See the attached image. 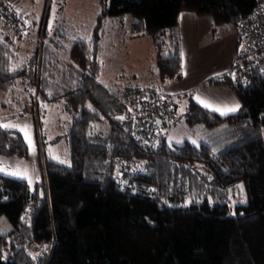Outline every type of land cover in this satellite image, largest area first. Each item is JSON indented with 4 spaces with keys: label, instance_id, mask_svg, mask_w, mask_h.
Returning a JSON list of instances; mask_svg holds the SVG:
<instances>
[{
    "label": "trees",
    "instance_id": "16d2710c",
    "mask_svg": "<svg viewBox=\"0 0 264 264\" xmlns=\"http://www.w3.org/2000/svg\"><path fill=\"white\" fill-rule=\"evenodd\" d=\"M262 3L100 0L90 38L74 40L61 56L55 42L46 41L44 18L42 43L15 71L12 42L0 37V87L30 85L43 137L44 104L65 99L72 116L65 134L71 164L46 156V176L33 186L0 173V215L13 226L0 232V264H264V46L247 53L238 28ZM188 10L207 15L215 30L226 23L238 33L231 68L211 81L233 87L240 109L221 116L192 98L183 114L191 125H227L231 139L223 150L207 142L170 144L163 130L159 147L143 146L132 135L124 99L166 92L172 123L177 110L172 95L144 85L135 72L128 80L121 73L110 86L101 79L105 25L126 15L130 36L152 38L158 77L180 79L179 18ZM26 24L15 28H30ZM233 69L248 81L235 79ZM28 150L23 132L0 127V153L26 157ZM32 246L44 251L32 254Z\"/></svg>",
    "mask_w": 264,
    "mask_h": 264
},
{
    "label": "rangeland",
    "instance_id": "374dc122",
    "mask_svg": "<svg viewBox=\"0 0 264 264\" xmlns=\"http://www.w3.org/2000/svg\"><path fill=\"white\" fill-rule=\"evenodd\" d=\"M8 1L15 4L21 21L25 24L28 21L24 18V11H29L33 14L26 17L31 22L36 18L34 25L37 28L40 27V22L44 20L45 16L48 20V32L45 35L46 41L48 43L54 41L64 51L73 44L74 40L91 37L96 25V14L101 8L100 0H17L16 2L19 4L14 2V0ZM187 14L193 16L185 19L183 16ZM130 18L131 15H126L124 21L121 18L119 19L118 24H113L109 19L108 24L105 25V49L102 54L104 71L101 75L104 83L110 84L121 73L126 74L124 79L128 80V75H133L134 72H137L138 75L144 72V83L146 80L147 82H155L159 79L154 67L156 58L153 51L152 38L148 34L130 36L128 33ZM180 19L183 26H185V28L182 27L185 32V43L182 51L184 57L182 66L185 75L184 78L176 80L180 81L179 83L172 84L173 82H170L168 84L173 92L176 90L173 85L179 88L188 86L189 89L195 90L197 89L195 87L196 83L203 80L204 75L207 73H214V71L223 68L229 70L231 61L238 50V33L232 25L224 23L219 28L216 27L217 30H215L212 28L214 25L211 27V18L190 10L181 12ZM0 27H7L14 31L22 30L21 36L27 37L29 35L25 29H14L1 15ZM40 35L38 34V37ZM38 41L40 42V40ZM12 42L14 43V41ZM14 44L17 45V42ZM19 46L18 60L23 61L21 64L24 65L28 62L25 58L34 52V43L19 39L17 47ZM15 49L18 50L17 48ZM196 93L202 100L214 105L217 104L221 108L231 107L235 103L233 97L237 96L233 87L228 83L220 82H205L201 88L194 91V94ZM180 97L174 95L173 100L179 104H182L181 102H189L190 96L184 94ZM44 106L42 122L46 155L62 163L71 164L69 143L65 135L68 123L72 119L68 105L63 99L55 102L52 107L47 104H44ZM182 108H178L175 111L176 120L170 124H164L162 128L164 136H166L170 144H182L186 140L191 142L195 140L197 144L200 142L211 144L215 151L223 150L228 146L231 137L227 125H225L226 127L215 129L202 124H188L184 120ZM240 196H242V192L239 195L235 193L232 200L236 201ZM12 228V223H10L8 217L5 214H1L0 232L7 234L11 232ZM42 251H44V248L38 246H32L30 249L32 254H40Z\"/></svg>",
    "mask_w": 264,
    "mask_h": 264
},
{
    "label": "crops",
    "instance_id": "0c3cea01",
    "mask_svg": "<svg viewBox=\"0 0 264 264\" xmlns=\"http://www.w3.org/2000/svg\"><path fill=\"white\" fill-rule=\"evenodd\" d=\"M17 0H14V2H16ZM18 3V2H16ZM19 4V3H18ZM21 9V8H20ZM22 11H24L23 9H21ZM25 12V16L24 18L26 19V21H28L30 28H25V30H27L28 34L27 37L25 36H21V31L22 30H12V29H8L6 28H1L0 27V37H9V39L12 41L17 42V45H15L12 42V45L15 48H17L18 50L15 49V55H14V64H13V70L15 71L17 68H21V66H23L21 64V62L23 61H19L18 60V51L20 49V46H18V40H25L28 42H33L34 43V51L37 49V45H38V34H40V27H41V22H40V27H36L34 25L36 18L33 19V21H29L30 19L28 17H26L27 15L31 16L33 15L32 13H30L29 11H24ZM193 15H185L183 16L185 19L186 18H191ZM45 18V16H44ZM180 19V18H179ZM45 20H47V18H45ZM47 24V29H48V20L45 21ZM211 22V27H212V21L210 19ZM183 28H185V26H183L182 24V20L180 19V24H179V31H180V41L182 42V51L184 49V34L185 32L183 31ZM236 29V28H234ZM14 36V37H13ZM132 36H140V35H132ZM71 48V46L67 47L66 50L64 51V49H60L58 47V51L60 53L61 56H66L67 51ZM31 55V54H30ZM29 55V56H30ZM28 58V57H27ZM27 58H25V60H27ZM184 60V57H183ZM28 61V60H27ZM16 68V69H15ZM226 72V70L220 69L217 71H214V73H207L206 75H204L205 77L203 78V80H200L196 83V88H201L203 86V84H205V82H210L213 83L211 80L214 79L215 77H218L219 75H221L222 73ZM144 72H142L140 75L137 74L136 79L140 80L143 82L144 79H142V76L144 78ZM120 75V74H119ZM182 75L180 78H184V72L182 70ZM118 77V76H117ZM114 78V80L110 83L107 84L108 86L112 85L113 82L117 81L118 79ZM159 78V77H158ZM178 80V79H177ZM184 81V80H183ZM170 82H173L172 84H176L179 83L180 81H176V80H168L163 82L160 78L157 79L155 82H146L143 84H151L154 86H159L160 88H162L163 90H166L168 92H170V94L172 95V97L174 98V95L178 96V97H182L184 94L186 96H190L189 99H194L196 100V97L199 96L197 93L194 94L195 90L189 89L188 86H182V87H178L176 85L175 86L176 90L173 92L172 89H170V87L168 86V84ZM21 86L20 89L16 90V89H12V90H8L6 89V91L0 87V121L3 124H10V125H16L17 127H11L14 129H19V128H25L27 130V132L29 133L30 139H31V146L28 143L29 146V150H28V155L26 157L23 156H16V155H6V154H2L0 153V166L6 168L9 171H13V170H19L20 172H27L28 177L31 180V186H33L35 184V182L40 181L42 179H44L45 175V158H46V152H45V142L43 141L44 137H43V133H41V129L39 131V129H37V110L30 112V114H25L22 110L24 108V105H29L30 103L33 102V94H31L32 92V88L27 87V85L25 84V81H20ZM115 84V83H114ZM208 89V87H207ZM202 92V91H201ZM180 97V98H181ZM200 97V96H199ZM20 98V103H18V99ZM235 99V103L232 105L234 106L235 104H239L240 106L242 105V101L241 98L239 99L238 96H234L233 97ZM208 99V98H207ZM173 105L175 107L181 108L183 107V112H185L189 102H181L182 104L176 103L173 99ZM197 101V100H196ZM205 101V100H204ZM206 102V101H205ZM49 106H53V104L51 103H46ZM212 104V103H210ZM181 105V107H180ZM213 106H217L212 104ZM219 107V106H218ZM38 109V108H37ZM41 133V134H40ZM24 135V133H23ZM25 138V137H24ZM6 175V174H5ZM9 176V175H7ZM11 176V175H10ZM14 177V176H13ZM28 180V179H27ZM29 182V180H28Z\"/></svg>",
    "mask_w": 264,
    "mask_h": 264
},
{
    "label": "built area",
    "instance_id": "2783aa9c",
    "mask_svg": "<svg viewBox=\"0 0 264 264\" xmlns=\"http://www.w3.org/2000/svg\"><path fill=\"white\" fill-rule=\"evenodd\" d=\"M258 5L246 17L240 19L238 28L243 40V49L247 53L254 52L256 47L264 46V3ZM0 14L3 19L13 28L26 27L21 21L20 14L14 3L8 0H0ZM41 36V35H40ZM43 38L40 37V43ZM250 53V54H251ZM234 70V69H233ZM235 79L241 78L244 82L248 81V76L239 75V71H233ZM131 108L132 115V135L138 143L143 146L159 147L162 143V128L164 124L170 123L174 118L170 104V95L160 92L156 98L145 94H137L131 98L124 99ZM35 100L29 105H24L23 112L30 114L36 111ZM160 120V121H158Z\"/></svg>",
    "mask_w": 264,
    "mask_h": 264
},
{
    "label": "snow or ice",
    "instance_id": "6c2138e0",
    "mask_svg": "<svg viewBox=\"0 0 264 264\" xmlns=\"http://www.w3.org/2000/svg\"><path fill=\"white\" fill-rule=\"evenodd\" d=\"M196 100H197V103L201 104L205 109H209L211 111L217 112L221 116L228 115L230 113H235V112H237L240 109V105L239 104H235L234 106L227 107V108H221V107H218V106H213L212 104H210L208 102H205L199 96L196 97ZM89 109L91 110V105H89ZM181 111H183V109H181ZM117 119L123 120L124 117L123 116L117 117ZM0 127L8 129V128L17 127V126L16 125H10V124H3V125H0ZM18 130L24 133L25 140L31 146V139H30V136H29V133L27 132V130L25 128H19ZM192 143L195 145L197 142L195 140H193ZM0 173L6 174V175H11V176H14V177L19 178V179H28L29 180V184H31V180L28 177L27 172H23L22 173L19 170L9 171L6 168L0 166ZM238 187H240L241 190L243 189L242 185H240Z\"/></svg>",
    "mask_w": 264,
    "mask_h": 264
},
{
    "label": "water",
    "instance_id": "95a60500",
    "mask_svg": "<svg viewBox=\"0 0 264 264\" xmlns=\"http://www.w3.org/2000/svg\"><path fill=\"white\" fill-rule=\"evenodd\" d=\"M158 121H160V120H158Z\"/></svg>",
    "mask_w": 264,
    "mask_h": 264
}]
</instances>
